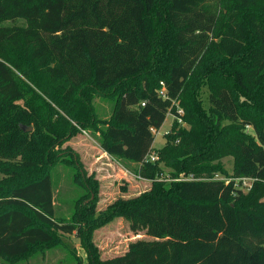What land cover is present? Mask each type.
<instances>
[{"label": "trees", "instance_id": "trees-1", "mask_svg": "<svg viewBox=\"0 0 264 264\" xmlns=\"http://www.w3.org/2000/svg\"><path fill=\"white\" fill-rule=\"evenodd\" d=\"M80 130L150 188L98 210L99 179L64 146ZM0 168V264L64 247L84 264L74 234L86 264H264V0H0ZM183 172L199 179H168ZM152 204L209 227L102 257L94 231Z\"/></svg>", "mask_w": 264, "mask_h": 264}, {"label": "rangeland", "instance_id": "rangeland-1", "mask_svg": "<svg viewBox=\"0 0 264 264\" xmlns=\"http://www.w3.org/2000/svg\"><path fill=\"white\" fill-rule=\"evenodd\" d=\"M204 102L208 104L207 92H204ZM97 102L105 105L101 97L97 96ZM95 102L99 112L98 103ZM100 113V112H99ZM176 118L172 113L167 118L161 128L155 134L154 148L159 149L166 143V133L173 127ZM179 126L186 125L184 121H177ZM71 145L80 155L84 167L88 173H95L100 181V200L98 210L104 209L110 202L120 195L133 196L148 190L151 186V178L146 176V171L140 173L141 178H137L132 173L126 175L121 169L120 163L113 158H109L103 153L102 147L96 137L90 135L87 130H80L64 146ZM155 153L156 150H153ZM112 162V164H111ZM223 163L231 172L233 167V157L227 155L223 158ZM146 170V169H145ZM168 169H166L167 171ZM70 172V167L68 169ZM54 173H59L61 184L68 187L65 193L66 199L73 201L78 192V187L70 183L69 175L62 165L56 166ZM68 175V176H67ZM10 173L0 168V180L8 178ZM218 176H224L218 174ZM127 188L124 192L122 189ZM182 213L178 205L152 204L134 211L126 216H117L94 231V240L100 247L102 257H111L122 254L134 246H143L149 243L163 242L177 239L186 228L181 223ZM189 224L192 229H187L186 236L197 234L208 229V225L200 222L198 218L191 216ZM185 229V230H186ZM184 230V231H185ZM65 242L76 248L84 264L87 263V252L82 246L81 239L76 234L65 237ZM19 264H77L67 248L50 249L45 259L35 257L29 261H21Z\"/></svg>", "mask_w": 264, "mask_h": 264}, {"label": "built area", "instance_id": "built-area-1", "mask_svg": "<svg viewBox=\"0 0 264 264\" xmlns=\"http://www.w3.org/2000/svg\"><path fill=\"white\" fill-rule=\"evenodd\" d=\"M161 89H160V94H162L163 96L166 95V88H165V83L163 81H161ZM142 105H145V101L142 102ZM179 112L181 114H183V109L180 108L179 109ZM179 120H181V118H179ZM158 130L154 129L153 128V132L156 134ZM158 159V154L155 153L154 151L151 152L149 155H148V160L154 162ZM134 176H136L137 178H141L142 176L140 174H136L134 173ZM217 177H220L217 175ZM169 180H176V181H186V180H195V179H199L197 176H195L194 173H190V174H187V173H180L177 177L175 178H170L168 177ZM227 182L230 181V178L229 179H226ZM237 183L236 185H238L239 187H243L245 188L246 190H249L251 187H252V183L253 181L255 180L254 178L252 177H241V178H237Z\"/></svg>", "mask_w": 264, "mask_h": 264}, {"label": "crops", "instance_id": "crops-1", "mask_svg": "<svg viewBox=\"0 0 264 264\" xmlns=\"http://www.w3.org/2000/svg\"><path fill=\"white\" fill-rule=\"evenodd\" d=\"M102 151H103V153L104 154H106L109 158L111 157V158H113L111 155H109L106 151H104L103 149H102ZM114 159V158H113ZM115 161H117V160H115ZM118 162V161H117ZM118 163H120V162H118ZM111 164H112V162H111ZM121 164V163H120ZM122 165V164H121ZM122 171L126 174V175H128V173L130 172L131 174L133 173L134 174V172L133 171H131L130 169H128V168H126L124 165H122Z\"/></svg>", "mask_w": 264, "mask_h": 264}, {"label": "water", "instance_id": "water-1", "mask_svg": "<svg viewBox=\"0 0 264 264\" xmlns=\"http://www.w3.org/2000/svg\"><path fill=\"white\" fill-rule=\"evenodd\" d=\"M22 127H23V129L26 130V131H31V130H33V126H26V125H23Z\"/></svg>", "mask_w": 264, "mask_h": 264}]
</instances>
